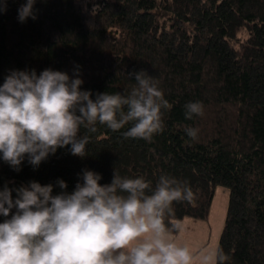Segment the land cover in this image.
I'll use <instances>...</instances> for the list:
<instances>
[{
	"label": "trees",
	"instance_id": "16d2710c",
	"mask_svg": "<svg viewBox=\"0 0 264 264\" xmlns=\"http://www.w3.org/2000/svg\"><path fill=\"white\" fill-rule=\"evenodd\" d=\"M23 3L7 0L0 12V85L10 70H78L94 99L131 90L128 74L146 70L170 108L151 142L98 125L84 158L61 148L38 169L25 161L19 172L0 160V189L63 179L71 192L88 169L102 185L114 170L143 176L150 193L168 175L194 193L192 204L172 205L170 219L182 223L208 220L215 191L225 186L218 249L226 264H264V0H37V18L20 23ZM195 101L203 115L186 119L184 106ZM188 128L198 130L195 140Z\"/></svg>",
	"mask_w": 264,
	"mask_h": 264
},
{
	"label": "clouds",
	"instance_id": "9594fccd",
	"mask_svg": "<svg viewBox=\"0 0 264 264\" xmlns=\"http://www.w3.org/2000/svg\"><path fill=\"white\" fill-rule=\"evenodd\" d=\"M36 3L25 0L18 8L20 23L37 18ZM6 11L7 0H0V12ZM128 75L135 80L131 90L93 99L82 90L78 70L72 76L51 68L39 74L10 70L0 85V160L19 172L25 161L38 169L61 148L84 158L98 125L126 129V140L151 142L163 131L169 101L146 70ZM184 107L186 119L203 115L199 101ZM186 135L195 140L198 130L188 128ZM102 179L84 169L71 192L63 179L6 183L0 189V264H226L221 249L193 251L177 238L184 227L170 219L172 205L194 202L189 186L160 175L149 193L143 176L122 177L114 170L111 183L102 185ZM57 187L61 191L54 194Z\"/></svg>",
	"mask_w": 264,
	"mask_h": 264
},
{
	"label": "rangeland",
	"instance_id": "374dc122",
	"mask_svg": "<svg viewBox=\"0 0 264 264\" xmlns=\"http://www.w3.org/2000/svg\"><path fill=\"white\" fill-rule=\"evenodd\" d=\"M229 195L227 187L218 186L208 220L196 221L186 218L182 222L184 231L177 237L179 242L186 243L193 251L204 247L218 249L228 211Z\"/></svg>",
	"mask_w": 264,
	"mask_h": 264
}]
</instances>
